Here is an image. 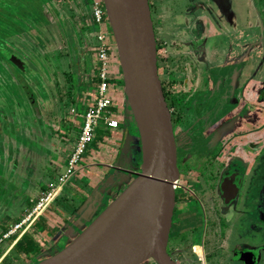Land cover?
<instances>
[{
    "label": "rangeland",
    "instance_id": "rangeland-1",
    "mask_svg": "<svg viewBox=\"0 0 264 264\" xmlns=\"http://www.w3.org/2000/svg\"><path fill=\"white\" fill-rule=\"evenodd\" d=\"M168 1L170 4L164 7V0H150L151 16L159 46V74L168 91L174 132L180 148H188L186 141L194 134L188 132L184 122L189 117L186 103L180 101L186 97L180 78L183 71L191 70L192 62L184 49L189 51V42L194 38L193 20L185 14L182 20L177 18L175 9L181 5L176 0ZM9 2L17 0H0V46L8 48L7 54L19 58L21 65L6 61L5 68H0L1 80L5 82L4 88L0 85V107L11 117L6 121L2 118L0 125V264H34L68 244L136 176L141 168V147L123 84H119L121 69L108 23L114 51L108 52L107 92L118 108L110 109L118 126H106L99 120L95 137L75 164L73 176L41 214L27 219L47 184H57L66 170L85 106L97 95L95 29H89V0H40L39 10L46 21H33L32 28L28 25L32 13L24 18L26 22L17 23L18 19L8 13L5 4ZM35 2L30 0L31 4ZM229 6L235 17L230 27L247 26V31L253 26L264 27V9L260 12V5L249 0H230ZM12 10H16L14 4ZM225 43L222 37L215 40V55L224 54ZM28 98L38 106L39 118ZM259 118L264 125V103L255 117L258 124ZM245 121L249 117L241 116L239 122ZM97 136L102 139L95 140ZM179 151V157L183 156ZM209 152L205 140L200 138L195 160L189 165L194 173L209 170L204 163ZM25 232L21 243L35 242V246L39 245L37 252L34 247L27 254L22 248H13Z\"/></svg>",
    "mask_w": 264,
    "mask_h": 264
},
{
    "label": "water",
    "instance_id": "water-1",
    "mask_svg": "<svg viewBox=\"0 0 264 264\" xmlns=\"http://www.w3.org/2000/svg\"><path fill=\"white\" fill-rule=\"evenodd\" d=\"M123 89L141 147V168L68 244L34 264H177L167 252L178 177L171 112L158 73L149 0H103ZM17 66L20 60L6 54ZM40 116L38 106L34 107Z\"/></svg>",
    "mask_w": 264,
    "mask_h": 264
},
{
    "label": "flooded vegetation",
    "instance_id": "flooded-vegetation-1",
    "mask_svg": "<svg viewBox=\"0 0 264 264\" xmlns=\"http://www.w3.org/2000/svg\"><path fill=\"white\" fill-rule=\"evenodd\" d=\"M185 1L188 2V10L194 15L191 28L193 36L201 34L207 22L211 25L207 26L209 31L213 26L212 30H218V34L222 36H228L229 29H237L236 26H229L226 6L230 0ZM251 1L257 7L260 5L262 12L264 0ZM203 6H208L206 22L202 15L197 14ZM263 28H259L261 33ZM243 30L238 29L239 37L233 35L231 39L235 43L240 42L241 50L245 47ZM262 36L264 37V30ZM263 37L257 42L262 49ZM189 45L196 48L198 44L189 42ZM6 61H9L6 48L1 45L0 68L1 65H6ZM236 62H243V55L239 54ZM1 79L3 80V74L0 71V85L3 87L5 82ZM259 87H255V92L251 94L256 107L250 103L253 106L248 109L246 93H250L252 88L250 86L249 89L244 84L240 87L239 97L233 102L234 105L223 115L216 117V122L220 120V125H225L223 131L217 126L213 127L217 133L210 134L209 140L212 141V137L216 140L206 145V148H210L204 159L206 166H209L206 173H194L189 167L195 160L194 152L199 140L186 141L188 148H180L174 132L178 177L174 183L175 203L167 252L177 264H264V133L261 121L258 120V124L255 120L264 102V85ZM28 101L33 107L37 106L32 99L28 98ZM3 112L5 110L0 107V125L2 118L11 119L7 116L8 113L3 115ZM246 113L249 114L251 123L249 130L241 127L244 123L239 122L241 116H247ZM234 128L236 131L229 133ZM255 133V137L248 138ZM179 150L183 155L181 157ZM146 261L156 264L152 259Z\"/></svg>",
    "mask_w": 264,
    "mask_h": 264
},
{
    "label": "crops",
    "instance_id": "crops-1",
    "mask_svg": "<svg viewBox=\"0 0 264 264\" xmlns=\"http://www.w3.org/2000/svg\"><path fill=\"white\" fill-rule=\"evenodd\" d=\"M252 2L251 0H249ZM161 2V0H160ZM191 2V1H189ZM175 3H179L181 6L175 9L177 12V18L182 20L183 15H191V20H193V14L188 10V2L185 0H176ZM164 7L166 4H170L167 0H164ZM232 6V5H231ZM208 6H203L201 10L197 11V14L202 15L204 17V22H206L205 17L208 15ZM228 10V17L230 21H235V17L230 10L229 3L226 6ZM219 15V14H218ZM168 17V16H167ZM210 25V22L205 23V28L197 37L191 39L193 45H197L196 48H192L190 46L189 51L187 48L184 49L185 53H188V59H190L191 70L183 71L180 82L182 88L186 89V97L181 98V102H185L186 104V114L188 118L184 120L187 125V130L190 133L196 135L197 139L205 140V146L211 141L210 134H215V129L213 127L217 126L220 131H223L224 125L220 120L218 122L215 121L216 117L223 115L227 109L231 108L234 105L233 102L238 98L240 87L244 84H247L248 88L251 91H247V107L251 109L254 104L256 107V101L254 97H252V92H255V87H259L260 85L263 87L264 85V49L257 43L258 40H261L262 33L253 26L252 29L247 31V26L243 30L242 35H244V48L241 50L239 47L240 42L235 43L231 41L233 35L235 37H239L240 33H238V29H229L228 36H222L218 34V30L209 31L207 26ZM211 26V25H210ZM209 26V27H210ZM250 26V25H249ZM252 27V26H250ZM198 33V31H197ZM216 33V34H215ZM219 37L224 38L226 41L224 48V54L220 56L218 54L215 55V50L212 48L215 40ZM240 45V46H239ZM199 46H201L199 48ZM110 51H114V44L110 42ZM241 54L243 55V62H236L237 56ZM194 60V61H193ZM183 82L185 84H183ZM258 85V86H255ZM260 88V87H259ZM228 89V91H225ZM192 102V103H190ZM250 103H252L250 105ZM264 103V102H263ZM249 104V105H248ZM263 108V105L260 107ZM249 112V111H248ZM258 114V113H257ZM249 116L248 113H246ZM185 117V116H184ZM264 133V125L262 118H259ZM221 120H224V116L221 117ZM224 123V121H223ZM251 123L249 121H245L243 126L246 130H249ZM236 131V128L231 129L229 133H233ZM203 134V136L201 135ZM190 140V141H191ZM216 139L212 137V141L214 142ZM198 144V143H197ZM210 145H213L210 143ZM264 148V145H263ZM264 157V156H263ZM12 247V246H11Z\"/></svg>",
    "mask_w": 264,
    "mask_h": 264
},
{
    "label": "built area",
    "instance_id": "built-area-1",
    "mask_svg": "<svg viewBox=\"0 0 264 264\" xmlns=\"http://www.w3.org/2000/svg\"><path fill=\"white\" fill-rule=\"evenodd\" d=\"M91 23L95 26L93 30V37L95 39V59L97 66V76L100 81L97 86V95L91 103L85 106L83 112V121L78 131L77 139L73 151L69 155L66 170L61 173L57 184L48 183L45 190H43L35 202V205L28 215V220L31 216H38L43 210L55 199L60 193L62 186L75 173V164L79 161L80 156L85 151L87 145L93 141L95 137L96 125L102 119L106 126L116 127L118 121L115 117L110 115V107L113 106V101L107 93V67H108V46L112 42L110 33L108 31V20L103 4V0H89ZM107 24V28H106ZM26 219V220H27ZM24 220L23 222H25ZM15 226V229L22 225ZM9 235V234H8Z\"/></svg>",
    "mask_w": 264,
    "mask_h": 264
},
{
    "label": "trees",
    "instance_id": "trees-1",
    "mask_svg": "<svg viewBox=\"0 0 264 264\" xmlns=\"http://www.w3.org/2000/svg\"><path fill=\"white\" fill-rule=\"evenodd\" d=\"M39 2H40V0H36V2L34 4H31L30 0H17V2H15V3L9 2L8 4H5V5L6 6L8 5L7 6L8 13L12 14L13 16H15L18 19L17 23H20V24H22V21H25L24 18H29L28 15H30V13H32L33 16L31 18H29L31 22L28 24L29 27L32 28V27H34V25L32 24L33 21H38L39 19H42V20L46 21L44 15L42 13H40ZM13 4L16 7L15 11L12 10L13 9ZM149 4H150V9H151L150 0H149ZM153 25H154V23H153ZM16 28H17V26H16ZM89 29L90 30L95 29V26L93 25V23H91V26H90ZM109 33H110V30H109ZM158 48H159V46L157 45V51H158ZM110 49H111V47L108 46V52L110 51ZM8 51H9L8 48H6V54L8 53ZM7 60H8V58H7ZM95 65H96V62H95ZM95 68H96V71H97V66ZM158 73H159V66H158ZM159 77H160V74H159ZM160 80H161V84H162L163 93H164L165 99L167 101L168 100L167 99L168 91H167V89H165V85H166L165 84V80L163 78H161V77H160ZM94 81H95V84H96V87H97L98 83L100 81V79H99V77L97 75L94 77ZM119 84H121V85L123 84L121 79L119 81ZM108 86H109V83H108ZM96 90H97V88H96ZM107 91H108V89H107ZM167 104H168V102H167ZM113 105L114 106H111L110 109L112 108L114 110H117L118 108L116 107L115 103ZM126 129H128L127 126H126ZM101 139L102 138L100 136H97V138H95V140H101ZM25 236H26V232L17 240V242L14 244L13 248H18L19 250L22 248V249L25 250L24 253L27 254L34 247L35 248V252H37L39 250V245L36 244V246H35V242L34 243L31 242V243L25 244V245H23V243H21L22 239Z\"/></svg>",
    "mask_w": 264,
    "mask_h": 264
},
{
    "label": "bare ground",
    "instance_id": "bare-ground-1",
    "mask_svg": "<svg viewBox=\"0 0 264 264\" xmlns=\"http://www.w3.org/2000/svg\"><path fill=\"white\" fill-rule=\"evenodd\" d=\"M125 172H127V171H125Z\"/></svg>",
    "mask_w": 264,
    "mask_h": 264
}]
</instances>
